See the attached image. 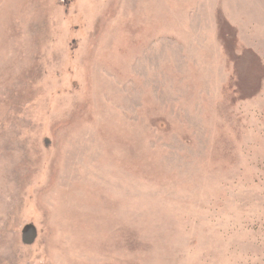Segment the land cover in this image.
I'll use <instances>...</instances> for the list:
<instances>
[{"label":"rangeland","instance_id":"obj_1","mask_svg":"<svg viewBox=\"0 0 264 264\" xmlns=\"http://www.w3.org/2000/svg\"><path fill=\"white\" fill-rule=\"evenodd\" d=\"M0 264H264V0H0Z\"/></svg>","mask_w":264,"mask_h":264},{"label":"water","instance_id":"obj_2","mask_svg":"<svg viewBox=\"0 0 264 264\" xmlns=\"http://www.w3.org/2000/svg\"><path fill=\"white\" fill-rule=\"evenodd\" d=\"M46 145H49V141L46 140ZM37 237L36 230L33 226L29 225L24 230V236H23V242L26 245H31L34 243L35 239Z\"/></svg>","mask_w":264,"mask_h":264}]
</instances>
